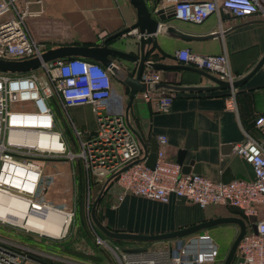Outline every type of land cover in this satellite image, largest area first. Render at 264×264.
I'll return each instance as SVG.
<instances>
[{"label": "built area", "instance_id": "2783aa9c", "mask_svg": "<svg viewBox=\"0 0 264 264\" xmlns=\"http://www.w3.org/2000/svg\"><path fill=\"white\" fill-rule=\"evenodd\" d=\"M17 1L0 0V60L24 61L36 57L40 64L24 74L0 71V195L26 203L27 207L55 208L35 202L47 187L49 175L43 173L45 161H71L77 157L87 181L92 178L100 185L127 166L108 183L109 194L112 184L118 189L112 207L125 194L159 203H167L173 196L201 208L237 207L241 218L255 217V228L251 229L250 221L245 226L235 255L242 259L240 264H264V117L254 119L259 138L244 133V139L231 146L232 154L251 165L252 180L235 178L220 182L195 173L182 174L179 164L165 158L167 139L163 134L154 137L155 159L153 166L148 167L146 156L142 155L125 121L124 94L115 90L109 70L78 56L42 61L40 56L49 47L33 38L25 24L26 17L39 16L42 10H27L28 1L18 9ZM166 1L172 5L174 19L194 24L218 9L234 17L259 15L264 19V8L257 0ZM35 3L40 5V0ZM174 58L177 63L202 69L229 84L235 79L224 51L200 55L180 48L174 51ZM115 65L127 73L125 67ZM140 81L148 85L159 82L160 76L158 71L146 69L141 72ZM139 95L158 111H167L174 92L144 90ZM224 101L226 109L235 110V87H229ZM51 102L66 113L69 107H90L95 124L92 133L76 129L69 119L78 143L76 153L70 151ZM93 237L97 245L110 252L116 264H211L217 257V245L207 233H193L175 238L164 247L135 251L109 245L95 232ZM28 256L27 249L0 237V264H24Z\"/></svg>", "mask_w": 264, "mask_h": 264}, {"label": "crops", "instance_id": "0c3cea01", "mask_svg": "<svg viewBox=\"0 0 264 264\" xmlns=\"http://www.w3.org/2000/svg\"><path fill=\"white\" fill-rule=\"evenodd\" d=\"M27 1L29 2L27 10L32 12L38 9L42 10L39 16L25 18L31 25V30L27 28L33 38L46 42L49 48L59 45H100L105 37L131 25L136 19L135 8L129 0H40V5L35 3L36 0H18L16 7L21 9ZM144 1L150 7L156 0ZM257 2L260 7L264 8V0H257ZM170 4L166 0H159L158 6L164 8ZM259 19H262L259 15L234 17L224 9H218L217 13L209 15L199 24L172 18L168 20V23L182 32L201 36L217 31L219 36L210 39H186L171 37L158 31L152 36L146 61L168 65L182 64L177 63L174 58V51L180 48H188L192 53L200 55H214L224 51L230 72L235 78H238L245 74L264 52V22L258 21ZM129 33L133 35L135 32ZM123 38V36L118 37L110 41L108 45L135 53L133 46L123 43ZM113 62L125 67L127 73H132L134 64L120 60H113ZM146 69L149 68H143V70ZM156 71L160 76L159 82L162 83L180 86L211 85L200 75L187 70ZM228 89L173 91L174 97L167 111H158L152 103L143 101L139 92H136L127 111V121L137 135L134 134L142 155L148 154L153 142L155 145L154 137L157 134H163L167 139L165 149L167 160L176 162L179 153L186 146L182 164L188 165L189 162H192L188 169L190 171L197 169L195 174L220 182L225 172L229 176L231 175L232 179H248L241 158L232 154L231 146L241 142L244 139V133L259 138L254 127V119L257 116L264 117V68L261 67L246 81L235 87V110L225 108L224 99ZM160 90L168 92L165 89ZM121 93L124 94L126 104V89L123 86ZM83 107L87 106H81L80 109ZM70 122L76 124L78 128H75L81 129L83 133H88L94 128L93 120L92 128L89 129L80 120L70 119ZM60 129L62 130V128ZM63 136L66 139L64 134ZM56 174L60 176L56 183L59 186L62 185L61 188L64 189L65 182L71 183V167L56 171ZM110 188V205L108 208H100L98 213L101 223L114 231L152 235L174 231L216 217L241 218L240 214L232 211L230 206L208 205L201 208L194 203L173 196H170L167 203H159L125 194L122 200L112 207L111 202L115 201L114 196L118 189L114 184ZM66 196L61 199L52 195L49 205L62 211L67 210L65 204L70 200L71 186ZM60 204L64 205L60 206ZM115 208L114 213H108L109 210ZM241 219L247 227L250 223L249 219L243 217ZM229 225L236 226L235 224ZM200 231H204V229ZM200 231L194 233H200ZM204 233L207 232L204 231ZM207 234L215 242L214 238L209 233ZM99 236L109 245L118 246L123 250L155 248L139 244L133 245V243L158 242L127 240L133 242L118 244L104 235V237ZM34 253L37 256H29L42 260L38 256L40 254ZM33 258H28V261L40 264ZM112 262V264H116L113 256Z\"/></svg>", "mask_w": 264, "mask_h": 264}, {"label": "water", "instance_id": "95a60500", "mask_svg": "<svg viewBox=\"0 0 264 264\" xmlns=\"http://www.w3.org/2000/svg\"><path fill=\"white\" fill-rule=\"evenodd\" d=\"M130 4H132L135 8L136 19L135 22L129 26H126L115 33H112L105 37L100 45H92V46H82V45H59L56 47H52L44 51L40 59L42 61L53 60L56 58H64L70 56H78L86 59H90L92 61H96L101 64L103 67L107 68L111 73L113 79L120 83L126 89V104H125V121L128 128L132 131L133 134L136 135L135 131L130 127L127 121V111L131 104V101L136 92L140 91H153L157 89H165L167 91H206V90H214V89H224L231 87H236L237 85L246 81L250 76H252L258 69L261 67L264 68V52L257 59V61L250 67V69L243 74L242 76L235 78L232 80L231 84H229L226 80L218 79L212 74L198 69L196 67L186 65V64H175L168 65L157 62L146 61V56L148 52V46L152 42V36L161 31L162 33L178 38H186V39H210L213 37L219 36V32H213L207 35H190L188 33L182 32L181 30L174 27L172 24L168 23V20L173 18L172 13V5H167L164 8L159 7V0H156L150 7H148L144 0H129ZM258 21L264 22V19H259ZM135 32L133 35L129 32ZM127 34V35H125ZM123 36V43L129 46H133L135 53H130L127 51H123L117 49L115 47H111L108 43L118 37ZM135 38V40H132ZM113 60H120L126 63L134 64V68L132 73H124L118 66L115 65ZM40 64V60L38 58H32L24 61H5L0 60V71L7 72H24L30 69L36 68ZM144 67H148L151 70H166V69H183L193 73H196L206 79L211 85H201V86H180L173 85L168 83L156 82L150 83L148 85L142 83L140 81V74L143 71ZM138 141L140 139L137 137ZM186 146L179 153L178 159L176 160L177 164L180 166V172L182 174H188L189 172L196 173L197 169H193L190 171L188 168L192 165V162H189L188 165L182 164V158L185 152ZM155 159V145L154 142L149 148L148 154L146 155L145 163L148 167H152ZM242 165L246 171L248 179L254 178V172L249 163L245 162L241 159ZM127 166H124L119 171H116L112 175H110L106 181L101 185V188L94 198L90 209L89 216L96 227V229L102 233L104 236L117 239V240H133V241H161L167 239L179 238L182 236H186L192 234L194 232L200 231L207 227L220 225V224H235L238 227V232L233 239L227 254L222 262V264H231L232 260L235 256V249L239 239L245 232V223L240 217H216L213 219H208L201 221L199 223L176 229L174 231L152 234V235H144L137 234L131 232L124 231H114L105 227L98 219H96L94 215L95 206L100 198L103 190L106 185H108L109 181L116 176L120 171L125 169ZM196 167V166H195ZM233 177L228 175L227 172L222 177L221 182H227L231 180ZM232 211L241 214V210L237 207L231 206ZM251 229L254 231L255 224L251 222ZM28 258H33L28 256ZM36 262L40 264H49L45 261L34 259ZM242 259L240 257H236L233 264H240Z\"/></svg>", "mask_w": 264, "mask_h": 264}, {"label": "rangeland", "instance_id": "374dc122", "mask_svg": "<svg viewBox=\"0 0 264 264\" xmlns=\"http://www.w3.org/2000/svg\"><path fill=\"white\" fill-rule=\"evenodd\" d=\"M25 24L31 30V25L28 19L25 20ZM112 84L115 90L118 93H121L122 85L117 81H112ZM23 106V105H22ZM51 109L59 127L64 129L69 123L70 116L73 120H80L85 123V126L89 129L92 128L93 114L90 112L89 107H73L72 109L67 110L68 114L57 105L55 102H51ZM68 115V116H67ZM69 130L71 126L69 125ZM69 136V137H68ZM70 151L76 153L78 151L77 139L73 134L65 135ZM71 167L70 181L65 182L64 189L56 183L60 176L56 174V171L61 169H69ZM43 173L48 174L46 179L47 187L44 195L39 198H35V202L51 204L52 195L63 199L66 198V194L69 192L71 186V196L65 212L71 213L70 224L62 237L52 238L45 235L38 234L13 226L7 223L0 222V237L6 238L12 242L17 243L18 245L27 249L29 255L37 256L36 252L40 259L52 263V264H87L93 262H101L103 264H112V255L110 252L102 247L97 245L94 242L93 232L96 228L89 216V209L99 191V185H95L90 190L88 188V181L85 177L81 162L77 157H74L71 161L68 160H47L45 161L43 167ZM108 185L103 190L100 201L97 203L94 211L96 219L101 222L100 214L98 211L100 208H108L110 205V194L108 192ZM67 202V200H66ZM188 202V201H187ZM64 204H60L62 206ZM115 209L109 210L108 213H114ZM255 217H250L249 221L253 222ZM103 224V223H102ZM209 233L215 240L217 244V257L215 261L211 264H222L227 251L235 238L238 228L234 225H215L211 228L204 229ZM200 231V233H204ZM172 239L158 242H135V244L143 245L144 247H164L171 243ZM112 242V241H111ZM69 250L77 251L81 256H73L69 254ZM135 248H130L129 251H135ZM34 251V252H33ZM90 259L86 260V257ZM236 258V255L234 256ZM93 259V260H92ZM95 260V261H94ZM26 264H36L31 261H26Z\"/></svg>", "mask_w": 264, "mask_h": 264}, {"label": "bare ground", "instance_id": "6f19581e", "mask_svg": "<svg viewBox=\"0 0 264 264\" xmlns=\"http://www.w3.org/2000/svg\"><path fill=\"white\" fill-rule=\"evenodd\" d=\"M0 220L41 235L59 238L65 234L71 215L48 206L27 207L26 203L0 195Z\"/></svg>", "mask_w": 264, "mask_h": 264}, {"label": "trees", "instance_id": "16d2710c", "mask_svg": "<svg viewBox=\"0 0 264 264\" xmlns=\"http://www.w3.org/2000/svg\"><path fill=\"white\" fill-rule=\"evenodd\" d=\"M48 46V45H47ZM49 47V46H48ZM149 51H150V48L148 47V52H147V54H149ZM82 58V57H81ZM86 59V58H85ZM87 60H90V59H87ZM24 73H26L25 71L24 72H17V74H24ZM85 106H87V107H89L88 105H85ZM74 107H81V106H74ZM73 107H69V108H67V110H69V109H72ZM89 110H90V107H89ZM68 112V111H67ZM91 112V111H90ZM69 118L71 119V120H73L70 116H69ZM94 121V120H93ZM69 123H67V127H64V129H62L63 130V134L64 135H67V134H73L74 135V133H73V130L71 129V130H69ZM74 125V127H77L78 128V126L76 125V124H73ZM94 128H95V124H94ZM94 128L90 131V132H88V133H92L93 132V130H94ZM81 132H83L81 129H79ZM85 136V135H84ZM69 137V136H68ZM67 141V140H66ZM68 143V142H67ZM98 183L97 182H95L92 178H89L88 179V188H89V190L92 188V187H94L95 185H97ZM99 185V190H100V188H101V185L100 184H98ZM99 192V191H98ZM98 192H97V194H98ZM99 201H100V198L98 199V202L97 203H99ZM97 205V204H96ZM96 207V206H95ZM105 227L106 228H108V229H110L107 225H105ZM95 230V232L97 233V234H99V235H101V236H103L96 228H94ZM104 237V236H103ZM113 242H115V243H118V244H122V243H130V242H133V241H127V240H117V239H113L112 240ZM69 254H71V255H73V256H81V254L80 253H78L77 251H72V250H69V252H68ZM83 257H86L85 255H83ZM87 259H90V257H86V260ZM93 260V259H92ZM95 261V260H94ZM234 261H235V258H233V260H232V263L231 264H233L234 263ZM93 263H96V262H93Z\"/></svg>", "mask_w": 264, "mask_h": 264}]
</instances>
